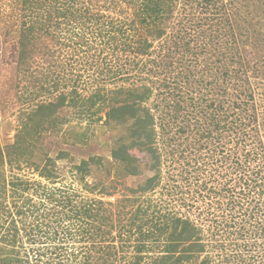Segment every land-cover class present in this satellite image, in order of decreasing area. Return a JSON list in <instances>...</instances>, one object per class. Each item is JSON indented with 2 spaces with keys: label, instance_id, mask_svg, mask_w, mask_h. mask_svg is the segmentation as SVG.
<instances>
[{
  "label": "rangeland",
  "instance_id": "rangeland-1",
  "mask_svg": "<svg viewBox=\"0 0 264 264\" xmlns=\"http://www.w3.org/2000/svg\"><path fill=\"white\" fill-rule=\"evenodd\" d=\"M230 1L178 0L173 18L165 23L168 34L155 41L148 56L125 54L115 48L100 52L104 42L99 40L98 27L74 18L84 9L58 18L56 9L65 10L66 4L57 7L59 3H53L31 13L24 9L23 0H0V264H10L12 257L19 264H104L94 260L100 255L99 249H104L100 244L116 248L110 264H132L139 254L144 256L140 264H157L166 254L173 216L189 218L201 227L207 245L200 255L180 264H199L202 260L212 264H264V212L258 214L256 210L257 204H264V195L258 201L259 188L253 194L246 188L233 195L236 175L230 170L225 176L228 168L218 174L208 168L213 159L241 146L228 133L215 130L214 125H201L203 121L194 116L198 113L191 100L209 92L198 81L197 72L203 67L184 65L179 68L184 71L180 75L165 69V57L175 41L172 35L183 36L181 29L192 27L188 18L209 29V18L219 14L215 9ZM233 1L239 9L229 12L237 23L228 27L239 38L243 32L242 40H250L251 67L246 84H254L256 94H260L264 92V81H260L264 80V0ZM88 4H94L91 13L99 11L104 19L110 15L122 24H139L137 11L126 0H92ZM40 18H45L49 33L44 29L35 32L32 53L21 64L15 25ZM6 28L12 30L9 35ZM82 34L90 43L93 41V46L98 44L90 52L89 63L84 58L88 55L78 53L76 43L83 40ZM137 36L141 35L136 33L133 38ZM191 71L197 74L187 81L184 77ZM165 81L184 87L181 97L175 96L185 101L178 104L181 109L173 105L172 98L164 102L168 90L162 86ZM145 84L155 86L146 105L155 112L158 134L154 146L161 163L154 168L150 153L137 151L140 175L127 176L124 166L114 159L113 149L131 141L128 124L110 120L109 113L112 107L123 104L119 89ZM159 92L164 93L158 96ZM96 93L105 97H96L91 105L87 99ZM62 96L66 97L65 104L55 106ZM31 126H37L39 134L31 131ZM207 128L212 138L203 136ZM21 151L27 153L17 156ZM245 154H249L246 149ZM92 156L102 162L92 164L83 177L76 166ZM11 157L15 158L12 162ZM202 165L201 173L197 167ZM261 174L264 179V168ZM155 175H159V184L153 190L132 192ZM216 180L224 181L222 187ZM226 180H230L228 184ZM97 201L102 204L93 205ZM88 204L95 209L101 205L103 211L98 218L84 214L82 206ZM165 224L169 230L159 235ZM151 232L148 250L138 253L137 240Z\"/></svg>",
  "mask_w": 264,
  "mask_h": 264
},
{
  "label": "trees",
  "instance_id": "trees-1",
  "mask_svg": "<svg viewBox=\"0 0 264 264\" xmlns=\"http://www.w3.org/2000/svg\"><path fill=\"white\" fill-rule=\"evenodd\" d=\"M90 1L92 0H23L22 3L24 9L31 10V13L45 10L48 5H52L53 3H55V6L59 3L57 7L66 4L67 8L65 10H61L60 8L56 9L59 15L58 18H61V15H67L68 12L73 13L74 10H79L81 12V9H84L83 14L75 16L74 18H80L83 24L92 23L94 28L96 26L98 27L96 30H99V40L101 43L104 42L100 52L104 49L113 50L115 48L124 53L133 52L137 55L149 56L155 41L160 40L168 34L165 30V23L167 20L173 18L178 0H126V3L137 11L136 17L139 24H135L134 21L129 24H122L119 20L117 21L116 18L110 15L105 19L102 18L105 15L101 14L99 11L91 13L90 7L94 4L89 5L88 3H90ZM232 5L236 7L230 8ZM217 6L216 4V7ZM230 9L237 10L239 7L233 0H231L230 3L222 2L219 8L215 9V11H219V14L209 18V23L207 24L209 29H202L204 27L200 21H195L192 17L188 18L186 15L185 17L188 18L187 21L192 24V27L181 29V31H183V36L176 35V33L172 35L175 41L169 46L167 52L168 56L165 57V69L167 73L175 72L177 75H180L183 74L184 71L179 68L184 67V65L187 66V68L197 64L203 67V69L200 70L201 72H197L200 74L198 81L199 85L202 84L203 88L205 90L208 89L209 92H206V95L203 94L199 99L194 98V100H191L193 101L192 106L197 108L196 112L201 114V116H198V114H194V116L196 119L198 118V120L203 121L201 125H214L215 130L228 133L229 136L231 135V139L234 143H237L241 148L243 147L242 150L240 148V150L238 149L233 153L231 151V154L226 151L227 153L221 158H218L216 161L213 159L208 168L215 171L217 174L220 169L223 170L225 168L226 170L228 168V170L223 173L225 176L230 172L233 173V176L236 175L237 182L233 187L235 190L233 195L236 194V191L237 193L242 189L245 191L246 188L252 191L253 194V190L259 188V198H257L259 201L260 196L264 195V179H262L261 176L262 169L264 168V92L256 94L254 84L250 83L249 86L246 84L250 77L251 62L249 56L251 52H249L248 47L251 46V44H247L250 43L247 37L245 40H242L241 37H243V32H240L239 38V36L230 29L234 23L235 25L237 23L235 19L230 17ZM74 14L75 13H73V15ZM224 14L225 16H223ZM44 19L45 18H40L39 20L32 19L31 21H24L21 26L15 25V31H17L19 35L17 44L19 63H25L32 53L31 43L35 37V32L39 29H44L45 33H49V26L45 27L46 22H44ZM99 20L102 21V28H99ZM198 26H200L199 29ZM141 27L144 32L140 29ZM0 28L2 29L3 27L0 26ZM6 29L9 35L12 30H9V28ZM136 33L141 36H137V38L134 39L133 36ZM84 35L85 34L81 35L83 40L76 44L79 46L78 53L88 55L84 58H87V62L89 63L90 52L95 51V49L98 48V44H94V47L92 44L93 41L90 43L89 39ZM187 36H190L188 41L185 40ZM128 39H132L133 43L127 44L126 41ZM216 39L217 41L214 42ZM191 40L193 42V48L191 47ZM242 44H245L244 47L241 46ZM191 53L193 54L191 55ZM170 54H175L177 57ZM202 54H205V56H203L201 60L200 57ZM187 55L191 56L189 57ZM92 57L94 56L92 55L91 58ZM262 58H264V56H262ZM139 61V59L134 61V65L138 64ZM154 62L155 60H153V63ZM187 62H189L188 65H186ZM197 73H186L184 79L188 81L189 76H195ZM260 81L264 80L261 78ZM170 84L172 83H166V81L162 84L163 87L168 88L165 92L166 97L164 98V102L166 98H172L174 101L173 105H177V107L181 109L179 105L185 103V101L177 100L175 96L181 97L180 93L184 87L181 86L179 82H175V85ZM243 84L246 87H243ZM154 87L145 84L137 88H125L126 90L119 89L117 93L121 94V102H123V104L112 107L109 113L110 120L118 119L121 123L128 124L131 141L121 142L113 149L114 159L124 166L127 176L140 175L138 170L140 158L135 155L137 151L149 152L155 161L153 165L154 168L159 167L161 163V156L154 146L158 134L155 126V112L151 107L146 105L147 101L154 95ZM162 93L164 92H159L158 96L162 95ZM96 97L97 99L103 100L105 95L96 93L88 98L87 101H90L91 105H93ZM231 98H233V100H231ZM65 101L66 97L62 96L61 101L55 106L64 105ZM157 105L158 103L153 104L155 107H157ZM112 113L115 115H112ZM30 130L34 133H38L37 126H31ZM204 133H207L206 135L203 134L207 139L212 138V131L210 132L208 128ZM231 139L229 138V141ZM245 149L246 152L249 153L248 155L245 154ZM239 151H241V156ZM26 153L25 151H21L17 156H22ZM231 158L232 161L228 162ZM14 159L15 158L11 157L10 162ZM253 161L256 162L255 165L252 163ZM101 162V158L92 156L88 159H83L76 168L84 177L85 174L90 172L92 164L99 165ZM197 169L201 170V173L204 171L203 165L198 166ZM49 175H51V173ZM220 181V183L217 182L219 183V187H222L224 181ZM229 181L230 180H226V184H228ZM3 184L6 185L5 182H3ZM158 184L159 175H155L153 177H148L144 180L143 184H139L137 188H132L131 190L133 193H145L153 190ZM96 204H102V201H97L93 205ZM82 207L86 216L94 218H98L103 211L101 205L97 206L96 209L90 207V204H88V207H86V205ZM240 208L244 210L246 206H240ZM232 209H235V207L232 206ZM256 210L258 214L264 212V204H257ZM172 220L173 227L168 235L169 243L166 248V254H163L159 258L157 264H180L185 261L188 262L206 249L207 245L203 241V230L201 227H198L189 218L186 219L181 216H173ZM167 226L168 224H165L164 228H161L160 231L157 230L159 235L169 230ZM97 234L99 235L100 233ZM148 234L150 233L142 234L140 238L143 239L137 240L138 243L136 247L138 248V253H143L146 249L148 250L147 238L152 237L153 233L151 232L150 235ZM95 237H97V235H95L94 238ZM100 245V248L104 247V249H99L100 255L94 258V260L104 264H110L109 258L116 256V248L111 244H108V248L104 244ZM143 258L144 256L139 254L132 264H140ZM113 262L114 261H112V264ZM9 263L19 264L18 260L13 257L10 259ZM2 264L7 263L3 261ZM21 264H24V262H21ZM199 264L212 263L207 260H202Z\"/></svg>",
  "mask_w": 264,
  "mask_h": 264
}]
</instances>
